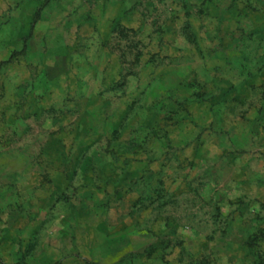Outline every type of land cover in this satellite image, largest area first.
Segmentation results:
<instances>
[{"label":"rangeland","instance_id":"obj_1","mask_svg":"<svg viewBox=\"0 0 264 264\" xmlns=\"http://www.w3.org/2000/svg\"><path fill=\"white\" fill-rule=\"evenodd\" d=\"M0 264H264V0H0Z\"/></svg>","mask_w":264,"mask_h":264}]
</instances>
